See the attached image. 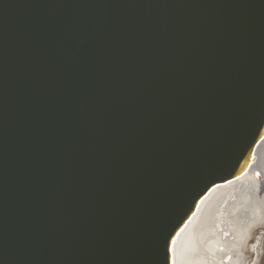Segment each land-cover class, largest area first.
Masks as SVG:
<instances>
[{"label":"water","instance_id":"water-1","mask_svg":"<svg viewBox=\"0 0 264 264\" xmlns=\"http://www.w3.org/2000/svg\"><path fill=\"white\" fill-rule=\"evenodd\" d=\"M263 139L264 0H0V264H174Z\"/></svg>","mask_w":264,"mask_h":264},{"label":"bare ground","instance_id":"bare-ground-1","mask_svg":"<svg viewBox=\"0 0 264 264\" xmlns=\"http://www.w3.org/2000/svg\"><path fill=\"white\" fill-rule=\"evenodd\" d=\"M256 153L259 161L244 177L213 189L203 200L173 249L174 264H224L227 255V264H250L244 250L264 224V139ZM250 249L259 257L258 245Z\"/></svg>","mask_w":264,"mask_h":264},{"label":"rangeland","instance_id":"rangeland-1","mask_svg":"<svg viewBox=\"0 0 264 264\" xmlns=\"http://www.w3.org/2000/svg\"><path fill=\"white\" fill-rule=\"evenodd\" d=\"M252 233H253L251 235L252 237L249 239V241L247 243V247L244 250L245 259L250 264H255V263L256 264H264V224L261 225V226H258ZM258 242L261 243V244H259ZM253 244L258 245V247L260 248L259 251H261L260 252L261 254L259 253V257H256V256H258V253L253 251V249H250V247Z\"/></svg>","mask_w":264,"mask_h":264}]
</instances>
